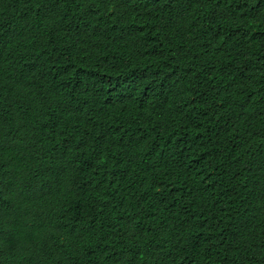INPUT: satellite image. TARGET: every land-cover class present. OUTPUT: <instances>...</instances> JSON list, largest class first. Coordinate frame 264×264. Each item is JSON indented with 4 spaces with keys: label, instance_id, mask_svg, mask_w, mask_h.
Here are the masks:
<instances>
[{
    "label": "trees",
    "instance_id": "obj_1",
    "mask_svg": "<svg viewBox=\"0 0 264 264\" xmlns=\"http://www.w3.org/2000/svg\"><path fill=\"white\" fill-rule=\"evenodd\" d=\"M0 264H264V0H0Z\"/></svg>",
    "mask_w": 264,
    "mask_h": 264
}]
</instances>
